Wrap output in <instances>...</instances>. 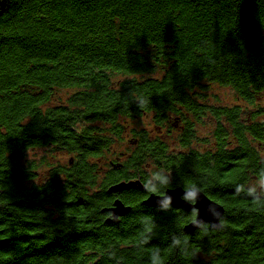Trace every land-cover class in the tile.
Segmentation results:
<instances>
[{
	"label": "trees",
	"instance_id": "1",
	"mask_svg": "<svg viewBox=\"0 0 264 264\" xmlns=\"http://www.w3.org/2000/svg\"><path fill=\"white\" fill-rule=\"evenodd\" d=\"M212 84L248 117L207 102ZM262 95L264 0H0V264H264ZM149 114L155 135L123 137ZM178 186L220 226L184 232L192 210L143 202Z\"/></svg>",
	"mask_w": 264,
	"mask_h": 264
},
{
	"label": "rangeland",
	"instance_id": "2",
	"mask_svg": "<svg viewBox=\"0 0 264 264\" xmlns=\"http://www.w3.org/2000/svg\"><path fill=\"white\" fill-rule=\"evenodd\" d=\"M118 76L114 77L117 78ZM206 101L207 102H211L214 104H222L225 106H230V105H234V104H239L240 107H244V111H243V117L247 118L249 115V111L250 109H246L247 108V104L245 102H243L242 100H238L234 91L232 90L231 87L228 86H220L218 84H212L209 85L208 88L206 89ZM62 93V97L65 96L64 93L65 91L61 90ZM264 104V96L262 95L259 105H263ZM208 118L209 117H204L202 119V124H198L197 128H198V134L202 136L203 140H207V142L201 144L199 143V148L200 149H205L207 148L206 146H210L211 142H212V135H211V130H212V125L210 122H208ZM260 117H258V119H260ZM123 119H120V121L122 122ZM212 122V121H211ZM125 131L123 133V137L125 138L126 136L125 133H128L129 129H137V130H145L147 131V133L151 134V135H155V128H154V124L152 121V117L151 114L149 115H145V116H139L136 119H128L125 122ZM175 135V131L173 129L171 130H167V131H163L161 133V136L163 137V139L168 140L169 142L173 143L171 140L173 138V136ZM174 144V143H173ZM127 145L125 144L124 141H114L113 145L110 147V149H108L103 157L100 158L101 161H103V163L108 160V159H114L116 155H118L122 150L127 149L126 148ZM263 149V155H264V147ZM28 158L32 159V158H42V149H37V150H32V152L28 153ZM60 159L62 161H65L68 159V155L65 153L60 154ZM40 171L42 170V166L39 169ZM248 185L250 187H259V185H263L264 186V178H252L249 180Z\"/></svg>",
	"mask_w": 264,
	"mask_h": 264
},
{
	"label": "water",
	"instance_id": "3",
	"mask_svg": "<svg viewBox=\"0 0 264 264\" xmlns=\"http://www.w3.org/2000/svg\"><path fill=\"white\" fill-rule=\"evenodd\" d=\"M130 186L140 187L139 181H120L108 188V190H121ZM184 195H192L194 202H189L183 199ZM150 206L157 205H176L182 206L184 209L189 210L191 208L196 209V215L193 220L183 226L184 232H193L203 223H208L211 228H217L220 226V217L223 214V207L213 200L209 199L205 194L196 188L185 189L181 186L169 188L164 191L163 194H150L143 201ZM130 210V206L125 205L119 199L114 200L112 208H110L111 222H117L119 216L123 215Z\"/></svg>",
	"mask_w": 264,
	"mask_h": 264
},
{
	"label": "flooded vegetation",
	"instance_id": "4",
	"mask_svg": "<svg viewBox=\"0 0 264 264\" xmlns=\"http://www.w3.org/2000/svg\"><path fill=\"white\" fill-rule=\"evenodd\" d=\"M261 185H259V187H260ZM190 188V187H189ZM186 189V188H185ZM183 197V199H185L186 201H189V202H194V197L192 196V195H184V196H182ZM118 198L122 201V199H121V197L120 196H118ZM128 204V203H127ZM127 204H125V205H127ZM130 205V204H129ZM132 207H133V204H132ZM189 210H192L193 211V218H190V220L189 221H191V220H193L194 218H195V215H196V209H194V208H191V209H189ZM108 215L107 216H110V213L108 212L107 213ZM122 216V215H121ZM121 216H119V217H121ZM110 218V217H109ZM203 225V224H202ZM201 226V225H200Z\"/></svg>",
	"mask_w": 264,
	"mask_h": 264
}]
</instances>
